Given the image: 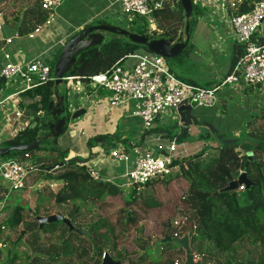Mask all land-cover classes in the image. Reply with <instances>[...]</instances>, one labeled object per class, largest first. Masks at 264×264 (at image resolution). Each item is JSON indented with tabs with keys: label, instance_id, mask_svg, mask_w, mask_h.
<instances>
[{
	"label": "trees",
	"instance_id": "16d2710c",
	"mask_svg": "<svg viewBox=\"0 0 264 264\" xmlns=\"http://www.w3.org/2000/svg\"><path fill=\"white\" fill-rule=\"evenodd\" d=\"M253 1L241 0L242 3L239 5L236 14L251 11L254 7ZM175 6L183 10L180 0H166L162 10L155 14L156 21L161 22L164 19L165 22L170 23L172 20L171 13ZM195 14L203 15L204 11L193 6L192 16ZM46 17L47 14L39 4L36 5L31 14L25 18L29 27H24L26 30L24 32H34L36 26L45 23ZM98 24L107 23L103 20ZM189 24L192 29L193 24ZM132 27H134V30L128 31L133 34L150 39L156 36V33L148 35L146 30L143 31L134 24H132ZM46 28L49 27H45L43 31ZM177 32V29H174L162 36L175 38ZM122 39L123 36H113L99 47L84 50L66 77L79 79L84 84L85 89L90 92L92 91L89 85L91 77L108 72L116 63L121 62L130 54L147 52L144 46L124 42ZM67 42L63 44L59 51L51 55L50 60H47L53 75L56 63ZM243 52L242 45L234 46L232 65L238 61ZM54 86V83H48L32 90L35 95L40 97L39 104L33 105L35 125L27 127L24 131L18 133L15 138L5 142L3 148L29 145L44 134L43 120L50 102L54 100V97H52ZM65 92L67 94V91ZM66 110L68 112V107ZM40 112H43L44 115L40 116ZM67 114L70 116L69 112ZM251 122L244 126V139L240 137L234 139L237 140L234 145L221 144L214 137L218 144L214 155L207 157L211 147L206 146L192 157L176 160L175 164L180 166V170L176 173H180L175 177L185 183L186 189L181 197L171 198L166 202V206L171 205L168 214L161 213L160 208L163 207V203L151 194L143 198L142 195H138L140 192L139 186L131 188L128 194L125 195L124 190L118 187L119 184L124 183L123 180H119L118 185L92 180L88 176L86 168V164L89 162L88 158L66 161V151L59 152L58 148H55L49 152L42 146L36 152H30L29 154L35 161V167L43 173L44 180L62 182V187L55 194L50 193V188L46 187L48 199L61 207L57 215H62L68 219L75 230L67 232L61 226V223H64L63 221L45 224L41 228L37 220L38 217H41L37 213L38 211L33 212L28 206L16 205L13 207L12 216L21 217V221L24 223V230L20 233L18 241L23 239L26 232L35 237L31 253L25 257L23 264H69L71 259L67 261V257L74 254L72 250L73 242H76V245L80 243L75 250L77 252L76 264H102L105 254H109L114 261L123 264L126 259L124 251L119 247L123 241L127 240L126 235L128 233L133 229H141L139 223L144 219L152 220L157 226L162 237L158 244L161 252L158 253L159 256H155L157 252L153 251L150 239L144 240L143 237H140L137 239V243L139 252L141 251V258L129 264H147L146 262H149V264H175L176 260L174 258L184 255V251L175 241L164 243L163 239L172 238L175 233L172 228L174 219L179 214H185L186 212L190 214L191 225L196 226V231H192L189 235L190 245L197 254L203 256V264L213 263L214 260L216 261L214 264H264V116L262 115L258 120H254L252 124ZM257 123H259V126H257ZM155 131L145 132L142 136L141 145L144 144L145 137L148 134L155 133ZM168 132L165 138L172 140L177 137L179 144L192 142L189 132H184V129L176 136H173L170 131ZM212 136L211 133L202 134L198 137V141H210ZM106 137L102 136L93 141L94 143H100L99 141L108 139ZM254 139L260 140V142L254 141ZM114 141L121 143L127 152L134 149L127 140L117 138ZM89 146H92V141H89ZM241 147L244 148V152L238 150ZM44 152L48 153L46 157L39 155ZM249 152L253 153V161L246 165ZM10 156L12 158L24 157L23 154L18 152H13ZM56 165H63V167L57 172L45 173ZM243 173L251 182V188L237 192L226 191L229 184L237 180ZM169 183L168 178L161 179V181L154 180L147 183L144 189L146 187L157 189L158 185L168 187ZM26 188H29L28 184ZM0 190L1 206L5 200L6 191L2 196L1 193L4 190L3 188ZM215 194L217 195L214 196ZM118 196L122 199L124 207L112 212L109 215L110 218H100L98 222L91 223L88 227L89 231L86 233L82 230V227L77 226V220L82 216L81 212L84 204H88L89 201L97 202ZM38 206H40V202ZM5 209L4 211L7 210ZM156 210L159 211L157 214L153 212ZM48 216L51 215L48 214L46 217ZM28 219L32 221H28ZM56 231L62 233L59 236V239H64L61 246L53 245L44 248L38 244V232H48L52 235ZM243 243L248 244L250 248L255 250V252H244L246 257H251L246 262L245 258L242 257L237 261L238 248ZM205 244L209 245V250L204 248ZM204 249L207 254L203 253ZM62 252L64 253L62 254ZM7 253V257H4L6 252L0 247V263L3 261L1 264H17V258L19 257L17 251L13 255H10L11 252ZM219 258H223L225 261H222V259L220 261Z\"/></svg>",
	"mask_w": 264,
	"mask_h": 264
},
{
	"label": "built area",
	"instance_id": "2783aa9c",
	"mask_svg": "<svg viewBox=\"0 0 264 264\" xmlns=\"http://www.w3.org/2000/svg\"><path fill=\"white\" fill-rule=\"evenodd\" d=\"M64 1L40 0V7L47 17L45 23L37 26L29 38L33 39L45 27L55 23L57 12ZM165 1L114 0V3L120 6L127 17L143 18L151 25L155 22V14L162 10ZM190 1L193 6L202 8L209 14L229 17L236 41L244 48L243 55L233 66L232 72L211 88L194 86L182 81L171 72L164 58L149 52L130 54L116 63L108 72L91 77L90 88L108 92L111 108L126 107L127 118L139 119L143 133L155 130L160 120L165 117L174 115L180 120L182 117L179 110L183 106L191 107L194 111L199 108L214 109L218 105L219 94L228 86L243 90L246 87L264 84V0L256 2L251 11L242 14H236L242 3L241 0ZM2 29L0 25V31ZM0 79L6 82L20 79L24 85V91L56 81L44 55L28 62L16 63L11 62L9 55H6V63L0 71ZM64 82L69 84L75 82L78 87H82L83 84L79 79L67 77L64 78ZM81 96L80 101L85 104L87 100L84 95ZM7 101L8 99L0 100V108ZM22 115L21 112L16 114L18 117ZM178 145L177 137H174L167 148L160 145L152 146L151 149L142 153L134 147L138 155L134 162L130 161L125 149L111 150V157L124 162L129 168L121 177L107 181L118 185V181L123 180L125 183L119 184L122 190L139 186L140 191L150 181L173 176L180 170V166L175 162L182 158ZM23 155L22 158H12L0 163V182L9 192H20L26 189L31 176L38 172L32 156L29 153ZM61 167L63 165H57L47 173L57 172ZM87 172L94 181H103L95 168L88 167ZM189 219L187 214H181L174 219L172 228L175 233L172 238L179 239L185 234L190 235L192 231H196V226H192ZM195 261L203 263V256L195 252ZM175 264L179 262L176 261Z\"/></svg>",
	"mask_w": 264,
	"mask_h": 264
},
{
	"label": "crops",
	"instance_id": "0c3cea01",
	"mask_svg": "<svg viewBox=\"0 0 264 264\" xmlns=\"http://www.w3.org/2000/svg\"><path fill=\"white\" fill-rule=\"evenodd\" d=\"M256 2L258 1L254 0L253 4H255ZM38 4L40 6V0H0V13L2 15V17L0 18V25H2L3 27V29L0 31V71L6 63V55H9L10 61L13 63L28 62L35 57L44 55L45 60L48 63L47 60L51 59V55L53 53L59 51L65 42H67L74 35L83 31L87 26L100 25L98 24L99 22L103 20L113 19L115 17L114 14L122 12L120 6L115 4L114 0H65L63 5L57 12L55 23L52 26H49V28H46L42 33L35 35V37L31 39L29 38V35L32 33L24 32L26 31L24 27H29L27 19L25 18L26 16H29L31 14V12L34 10V8H36V5ZM14 7L19 8V11L15 10ZM20 7H22L23 9V13L22 15H17L16 17L6 16L4 12L5 9L8 11L10 9H13L12 11L15 10L17 11V13H20ZM202 10L204 11V14L202 16L204 17L205 23L200 22L199 24H197L198 26L195 25V27L197 26L196 28L193 26V28L190 29L189 44L192 43V47H195L197 49L199 48L200 50L202 48V52H208V48H210L211 50L215 48L216 51H222V54L226 52V54H229V66L223 72L216 73V77L214 78L217 82V79L221 77V79H223L232 72L233 66L235 65H232L234 46L240 44H238L236 41L233 29L229 23L228 16L212 15L209 14L206 10ZM209 18H212V20L210 21ZM146 22L148 23V21ZM155 22H157L156 17ZM155 22L151 27L155 25ZM217 23H220L219 26H216ZM117 25L118 24H114L112 26L119 27ZM154 31L155 28H153V30H151L150 34L148 35L154 34ZM105 35L106 39H110L113 36H119L113 34ZM162 38L166 39L167 37L162 36L157 38V36H155V38L153 39ZM215 39L219 40L218 43H216ZM9 40L11 41V43H7V41ZM104 43H106V41H104ZM189 44L186 49H188ZM220 52L218 53V55H220ZM75 82H71V84L67 83L68 86H65L66 82H64V92L67 91L66 95H62L65 98L64 104L68 107V112H71V114L83 109H85L87 112L85 115L77 119L78 123L75 124V126L71 124L70 121H68L67 132L62 135L57 141L55 140V144H53L51 141L50 142L54 146L57 145L59 152L66 151V161L75 160L77 158H88L89 162L86 164V168L88 169V167H92L98 170L104 182H108L107 180L109 179L121 177L126 173L129 166L124 162L111 157V150H115L117 148L125 149L121 143H117V141L114 140H117V138L119 140H127L130 142L133 148L136 147L142 153L152 148V146L148 145L146 146V150H144L142 148L143 145H141V143H137V139H140V141L142 142V136L144 134L141 129V121L139 119H128L126 107L111 108L108 99V92H105L103 90L97 91L92 88H90L92 90L90 92L86 89L84 91V84H82V87H78V84L76 85ZM209 82L210 85L214 86L219 84L211 81ZM2 83L4 82H0V85ZM11 83L12 85L15 84L14 86H16L18 90L17 92L9 94L6 97H3L4 91L0 86V100L8 99L7 103L0 108V139L6 142L15 138L18 133L24 131L27 127L35 125L33 105H36L40 102V97L38 95H35L32 90L24 91V85L20 79L12 81ZM189 84L198 86L196 83ZM227 89L228 90H226L225 88L219 94V105L222 102V106L220 105V109L215 107L214 110L210 109L212 111H209L210 113H208V111L202 110L200 118L195 115V113L193 114L200 122L211 124L215 129L218 130V132L222 136H224L223 133L225 134L228 131H232L233 133L231 135V140H234L240 137L242 129L235 128L234 124H237V122L221 123V119H223V113H225V110H227L225 103L229 104L232 102L235 93H238V88L231 87ZM81 95H84L87 100L85 104H82L80 101V98L82 97ZM222 97L224 98V101L222 100ZM34 100L38 102L34 104ZM76 102H79V105L77 107L75 106ZM249 106H251V104H249ZM182 109H184V106L180 108L179 112ZM186 109L187 107H185L184 114L186 112ZM243 109H247V107L245 106ZM250 110L252 113H254V111H252V107L250 108ZM17 112H21L23 115L21 117H18L16 116ZM260 113H263L262 115L264 116V112ZM40 114V116L44 115L43 112H40ZM184 114L182 115L180 112V116L182 117L180 120L178 119V116L176 117L174 115L165 117L164 119L160 120L159 124L155 128V133H158L161 139H164L165 136L168 135V131H170L171 133L175 131V133H172L173 136L181 133V131L184 129ZM208 115H210L211 118H214V120L205 122L207 121ZM247 115L248 114H245L244 118H246ZM174 119L178 121L175 127V124H173ZM240 124L244 125L247 123L240 122ZM241 125L237 126H240L241 128ZM203 128L206 129L205 132H203V130H200ZM133 130L135 132H133ZM187 132H189L190 139H192V136H194L195 134H197L198 137L202 134H213L207 127L203 126L201 128L200 126H196L195 124L189 126ZM102 136H107L106 138L108 139L99 141L100 143H94V139L100 138ZM129 136H132V142ZM212 139H214L213 136L211 137V140ZM89 141H92L91 147L89 146ZM200 143H202V141H200ZM187 144L188 143L186 142L183 145ZM214 144H217V142H213L208 146L214 148ZM43 145L44 143L41 146ZM181 149H184V147ZM125 152L131 162H134L138 157L134 149H131L130 152ZM40 156L44 157L45 155L42 154ZM33 162L35 163L34 159ZM31 179L32 178H30V180ZM51 181L53 183H57L59 181H46L47 187H49L52 192L56 193V191H54L50 187V184H48V182ZM23 191L17 193L8 191L5 194L4 202L0 206V211H3L6 207L13 209V207H15L16 205H20L18 203H14L12 199H15V194H21ZM47 194L48 193H46V195ZM23 204L25 203L23 202ZM41 217H46V215ZM208 247L209 245H204L205 249H208Z\"/></svg>",
	"mask_w": 264,
	"mask_h": 264
},
{
	"label": "rangeland",
	"instance_id": "374dc122",
	"mask_svg": "<svg viewBox=\"0 0 264 264\" xmlns=\"http://www.w3.org/2000/svg\"><path fill=\"white\" fill-rule=\"evenodd\" d=\"M255 1H258V0H255ZM14 8L15 10L19 11V8L17 7H14ZM12 10L13 9H10L8 11L5 9L4 12L6 16L16 17L17 15H22L23 13L22 7H20V13H17V11L15 10L12 11ZM114 16L115 17L113 19L105 20L108 25L118 24L117 26H119L120 28H123L126 30H134V27H132V24H134L136 27L141 28L143 31L146 30L147 34H150L151 30L155 28L154 32L157 34L156 35L157 38L162 37L164 33L177 29L178 32L175 38L178 39L180 38V36H182L183 41L186 40L185 28L188 22L192 23L194 27L200 22L205 23L204 17L199 14H195L190 19H188L185 15L184 10H182L178 6H175L172 10V13H171L172 20L170 21V23L165 22V20L163 19L161 22L159 21L155 22V25L153 27H151L152 24L150 25V22L147 23L146 20H144L143 18H139L136 16L133 18H129L126 15H124L123 12L114 14ZM209 20L211 21L212 18H209ZM145 23L147 24L146 27H145ZM219 24L220 23H217L216 26H219ZM107 40L108 38L105 41L107 42ZM122 40L124 42L131 43V41H129L130 39L127 37H123ZM215 40H216V43H218L219 40L218 39H215ZM208 49H209L208 52L206 51L202 52L203 51L202 48L200 50L199 48L197 49L195 47H192V43H191L189 44L188 49H185V51L181 55H179L178 57L172 58L170 60H166L167 65L171 69L172 73H174L179 79H181L182 81L186 83H196L200 87H212L214 85H210L209 81L215 82V83H220L222 81L221 79L222 77L217 79V82L214 77H216L217 72L219 73L223 72L229 66V59H228L229 54H226L227 52L222 54V51L221 52L216 51L215 48L213 50H211L210 48ZM219 52H220V55H218ZM218 62H221V63H218ZM14 85L15 84L12 85L10 81L2 83L0 85L4 91L3 97H6L9 94L17 92L18 89ZM65 86H68V84L66 83ZM231 87L232 86H228L227 88H231ZM227 88L226 90H228ZM64 89H65L64 85H61L59 87V92L61 96L66 94L64 92ZM83 89L85 91L84 87ZM237 92L238 93H235L234 98L231 103L229 104L225 103L227 110H225V113H223L224 116H223V119H221L222 120L221 123L237 122V124H234L235 128L242 129V132L239 131L241 132L240 138L244 139L243 132L245 129L244 126L246 124L241 125L240 122L248 123L252 121L251 122L252 124L254 120H258L262 116L263 113H260V112H264V84L257 86V87H246L243 90L238 89ZM222 100L224 101L223 97H222ZM37 102L34 100V104ZM249 104H251V106H249ZM220 105L222 106V102L220 103ZM220 105L218 103L217 108L220 109ZM245 106L247 107V109H243ZM251 107L254 113L251 112L250 110ZM202 110L208 111V113H210L212 112L211 110H214V109L210 110V109L199 108L198 110L194 111L195 115H197L200 118ZM184 111H185V107L184 109L180 111L182 115L184 114ZM198 111L199 112L201 111V112L199 113ZM245 114H248L246 118H244ZM202 118H203V115H202ZM211 120H214V118H211V116L208 115L207 121L205 122H209ZM70 123L75 126V124L78 123V120L71 119ZM177 123L178 121L174 119L173 120V124H175L174 127L176 126ZM237 125H241L242 127L240 128V126H237ZM257 126H259V123H257ZM200 130L201 131L203 130V132H205L206 129L203 128ZM133 132L135 131L133 130ZM172 133H175V131ZM232 133H233L232 131H228L225 134L223 133V135L225 139L231 140ZM129 137L132 142V136H129ZM192 139H191L192 142H187L188 143L187 145H183V144H181L182 146H180V144L178 145V150H181L180 156L182 158L192 157L198 152H200L204 147L208 146L209 144L213 142H216L214 139H212L211 141L206 140L200 143V141H198L197 134L192 136ZM254 141L260 142V140H255V139ZM5 142L6 141L0 139V148L3 146ZM137 143L139 144L141 143L140 139H137ZM148 145L154 146V147H157L160 145L163 148H167L170 145V139L168 138L161 139L158 133L148 134L144 139V144L142 148L146 150V146ZM217 145L218 144H214L213 146L214 148H211L207 157L215 154ZM42 147L45 148L49 152L51 151V149H55V148L57 149V147L52 145L50 141L45 142ZM183 147L184 149H181ZM238 150H242L244 152V148L242 147L241 149H238ZM42 154L45 155V157L48 155L47 152L41 153L39 155H42ZM11 158L12 156L0 158V163L3 161H7L8 159H11ZM179 173L173 174V177L172 176L168 177V180L170 181L168 187H164L163 185H158L157 189L154 188L155 190L149 189L146 187L145 189H141L138 195H142V198H143L151 194L153 197H155L156 199L160 200L163 203V207L160 208L161 213L168 214L170 212L171 205L166 206V202L171 198L181 197L186 189L185 183L181 179L175 177L176 175H179ZM31 178L32 179L28 182V186L31 188L25 189L21 194H15V199H12L13 202L16 204L18 203L22 206L23 205L25 206L26 204V206H28L31 210H33V212L38 211L37 213L39 214V216L40 215L47 216L48 214L57 215L58 211L61 210V207H58L57 205H55L54 201H50L47 198V195H46L47 185H46V180H44L43 173L39 171L35 172L33 174V177ZM1 183L2 182H0V189L3 188V190H5L7 193L8 190H6L5 189L6 187H4L3 184ZM48 184H50V187L56 192L62 187L61 186L62 182L60 181L57 183H53L51 181V182H48ZM119 187L121 188V185H119ZM123 190H124V194L126 195L128 194L130 189H123ZM5 191H2L1 193L2 196L5 194ZM50 193L55 194L54 192H52V190H50ZM23 202L25 204H23ZM39 202H40V206H38ZM122 202L123 201L119 196L113 197L111 199L108 198V199L97 201V202L89 201L88 204H84L82 207V212H81L82 216L78 218L77 226L82 227V230H84L85 233L88 232L89 231L88 227L91 223L98 222L100 218H110L109 215L112 212L117 211L118 209L124 207ZM9 206H12V205H9ZM38 207H39V210H38ZM6 209H5L6 211L4 210L0 211V239L2 242L0 244V247L6 252L4 257H7V254H8L7 252H11L10 255H13L14 252L17 251V253L19 254V257L17 258V264H23V261H25L26 259L25 257L31 253V248H32V245L34 244L35 237L30 235L29 232H26V235L23 237V239L21 241H18L20 233L24 230V223L21 221V217L12 216V211H13L12 208L6 207ZM30 209H28V211H30ZM153 212L157 214L159 211L156 210ZM185 214L190 215L188 212H186ZM28 221H32V220L28 219ZM61 226H63L67 230V232L72 231V229L68 227L65 223L63 224L61 223ZM139 227H141L140 230L133 229L130 233H128L126 235L127 240L123 241L119 247V249H122L124 251V257L126 259L123 262V264H129L130 262L137 261L138 259L141 258V251L139 252L138 243H137V239H139L140 237H143L144 240L150 239L153 251L155 253L157 252L156 253L157 255L155 254V256H159L158 253L161 252L158 244L162 237L158 231L157 226L154 224V222L150 219H144V220H141V222L139 223ZM38 234H39L37 238L38 244L42 245V247L44 248H47L48 246H53V245L61 246L64 240V239H59V236L62 235L61 231H56L52 235H50L48 232H38ZM76 244H77L76 242L75 243L73 242L72 250L74 254L72 256L67 257V261L68 260L70 261L71 259V262L69 264L77 263L76 261L77 252H75V250L77 246L80 245V243H78V245ZM207 250H209V248ZM245 251L255 252V250H253V248H250L248 244L243 243V245L238 248L239 256H237V261L240 260V257H242L243 259L245 258L244 259L245 262L251 259V257L249 256L246 257V255H244ZM64 252H62V254ZM203 253L207 254V251L204 250ZM174 259L178 261L179 264H184L185 253L184 255H181L180 257L178 256L175 257ZM219 259L220 261L221 259L222 261H225L223 260V258H219ZM212 262H213L212 264H214L216 261L214 260ZM1 263H3V261H1ZM146 263L149 264V262H146Z\"/></svg>",
	"mask_w": 264,
	"mask_h": 264
},
{
	"label": "water",
	"instance_id": "95a60500",
	"mask_svg": "<svg viewBox=\"0 0 264 264\" xmlns=\"http://www.w3.org/2000/svg\"><path fill=\"white\" fill-rule=\"evenodd\" d=\"M182 8L188 19L192 17L193 5L190 0H180ZM190 24L186 25V41L175 43L173 39H153L150 40L148 37L133 34L128 30L115 27L108 24L95 25L86 27L81 33L69 39L65 47L63 48L60 57L56 63L54 77L55 90H54V100L50 102L47 113L43 120V135L39 136L33 143L29 145H21L15 147L0 148V158L8 157L13 152H18L21 154L30 153L39 150L41 145L47 141H51L55 144V140H58L62 135L67 132L68 121L77 120L79 117L86 114V110H79L75 113H70L68 116L67 106L64 104L65 98L60 95L59 87L64 84V78L71 71L73 65L76 63L77 58L80 54L93 47H99L102 45L106 39L105 34L120 35L130 39L132 43L144 46L147 52L156 54L164 58L165 60H170L172 58L181 55L187 48L190 40ZM0 82H6L4 79H0ZM79 102L75 103L77 107ZM194 110L191 107H187L184 114V132H187L189 126L195 124L196 126L207 127L212 133L213 137L224 145H234L237 140H228L223 138V136L215 129L211 124L200 122L196 116L193 114ZM183 120V119H182ZM248 161L246 165L253 161V153L249 152L247 154ZM251 182L247 179L245 173H243L237 180L231 182L226 188L228 192H237L242 189L248 190L251 188ZM215 194L214 196H216ZM38 222L42 228L45 224H51L54 222L63 221L72 230H75L71 222L64 218L62 215H51L48 217H38ZM175 241L185 253L184 264H202L200 261H195V252L191 248L189 234H185L182 238L174 239L171 237L164 238L163 242ZM102 264H121L118 261H114L109 254H105L103 257Z\"/></svg>",
	"mask_w": 264,
	"mask_h": 264
},
{
	"label": "flooded vegetation",
	"instance_id": "af4514ba",
	"mask_svg": "<svg viewBox=\"0 0 264 264\" xmlns=\"http://www.w3.org/2000/svg\"><path fill=\"white\" fill-rule=\"evenodd\" d=\"M185 35H186V32H185ZM187 36V35H186ZM187 38V37H186ZM166 39H173L174 41H175V43H180V42H184L183 41V38H182V36H180V38H166Z\"/></svg>",
	"mask_w": 264,
	"mask_h": 264
},
{
	"label": "clouds",
	"instance_id": "9594fccd",
	"mask_svg": "<svg viewBox=\"0 0 264 264\" xmlns=\"http://www.w3.org/2000/svg\"><path fill=\"white\" fill-rule=\"evenodd\" d=\"M171 141V140H170ZM181 145V144H180ZM174 239V238H173ZM195 252V251H194Z\"/></svg>",
	"mask_w": 264,
	"mask_h": 264
}]
</instances>
